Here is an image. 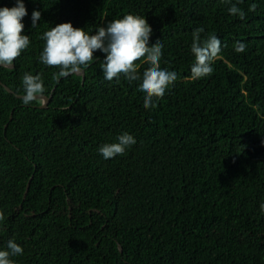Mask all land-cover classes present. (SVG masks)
<instances>
[{"label":"trees","instance_id":"16d2710c","mask_svg":"<svg viewBox=\"0 0 264 264\" xmlns=\"http://www.w3.org/2000/svg\"><path fill=\"white\" fill-rule=\"evenodd\" d=\"M24 3L29 48L0 67V250L21 245L15 264H264V0L238 3L244 20L222 0ZM127 14L147 19L161 68L178 75L154 108H144L140 80L104 79L100 51L58 80L60 69L40 62L51 27L95 34ZM197 28L222 52L210 76L193 80ZM137 66L142 78L150 65ZM26 72L42 76L47 106L23 103ZM125 132L137 143L105 160L100 146Z\"/></svg>","mask_w":264,"mask_h":264},{"label":"clouds","instance_id":"9594fccd","mask_svg":"<svg viewBox=\"0 0 264 264\" xmlns=\"http://www.w3.org/2000/svg\"><path fill=\"white\" fill-rule=\"evenodd\" d=\"M230 5L227 11L245 19L246 13L237 6L243 0H222ZM257 5L252 4L249 11H255ZM28 15L24 0H16L12 8H0V67H14L21 54L29 48L30 36L23 35L25 25L22 20ZM41 12H32V27L36 28L41 20ZM203 28L193 31L191 53L195 62L191 67L193 80L210 76L214 69L213 62L222 52V44L216 35H209L202 39ZM153 29L147 19L139 15L127 14L121 19L109 22L106 26L96 29V33H88L85 29L75 28L71 23L58 24L43 33L41 39L46 43L40 55V62L49 67L60 69L53 74V79L67 77L71 74H80L98 58L94 55L100 51L105 55L101 62L104 79L119 81L121 76L129 82L140 80V91L144 95V108L152 109L155 101L161 100L170 86L178 80L175 71L161 68L160 61L163 55V45L157 41L149 46ZM246 45L237 42L235 51L242 53ZM145 60L150 66L143 72H138L137 61ZM24 95L21 97L25 105L38 103L46 106L48 98L45 95L44 80L41 75L25 73L22 78ZM116 143H106L100 146L99 153L105 160L123 156L126 150L137 143L134 136L125 132ZM264 213V203L260 205ZM6 220L3 211H0V223ZM24 249L14 239L7 242V250H0V264H15L12 257L22 256Z\"/></svg>","mask_w":264,"mask_h":264},{"label":"water","instance_id":"95a60500","mask_svg":"<svg viewBox=\"0 0 264 264\" xmlns=\"http://www.w3.org/2000/svg\"><path fill=\"white\" fill-rule=\"evenodd\" d=\"M7 87V86H6ZM9 90H11L9 87H7ZM47 98H48V102H49V97L48 96H46ZM48 104V103H47ZM47 106V105H46ZM30 181H31V178H30V180H29V182H28V185H27V189H26V191H25V194H24V198L26 197V195H27V193H28V190H29V187H30ZM119 248H120V250L122 251V246L119 244Z\"/></svg>","mask_w":264,"mask_h":264}]
</instances>
